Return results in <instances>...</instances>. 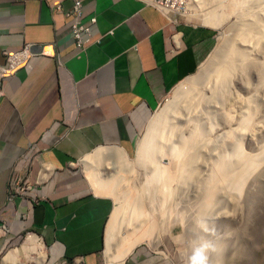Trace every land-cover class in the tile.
<instances>
[{"label":"crops","instance_id":"obj_1","mask_svg":"<svg viewBox=\"0 0 264 264\" xmlns=\"http://www.w3.org/2000/svg\"><path fill=\"white\" fill-rule=\"evenodd\" d=\"M82 2L83 22H97L80 53L71 0H0V64L4 51L33 53L0 95V264H103L114 203L95 192L83 161L102 150L133 157L142 124L217 40L214 28L144 0ZM26 233L45 256L8 259Z\"/></svg>","mask_w":264,"mask_h":264},{"label":"rangeland","instance_id":"obj_2","mask_svg":"<svg viewBox=\"0 0 264 264\" xmlns=\"http://www.w3.org/2000/svg\"><path fill=\"white\" fill-rule=\"evenodd\" d=\"M144 1L153 4V0ZM183 2L182 9L175 15L176 18L179 21L204 25L202 10H209L208 5H203L205 1ZM228 3L230 2L227 1ZM227 4L218 8V11L226 13L227 17L221 26L215 29L217 40L209 56L195 73L180 82L165 97L156 112L148 116L136 135L134 155L126 159L124 167L120 163V167L115 170L111 165L105 170L107 181L116 179L117 182L119 177H122L116 185L129 188L141 202L133 203L132 206L127 203L128 199L125 197L109 196L114 203L109 223L112 218H116L118 210L120 215H117L116 223L122 224L116 227L117 239L115 246L110 250L111 253L107 251L106 246L105 250L109 254H105L103 264H114L112 261L115 255L124 250L127 251L124 264H187L192 242L201 235H207L218 242L219 250L212 256L211 264H264V87L259 88L251 74L239 69L233 76V81L230 80L224 85L225 95H221L214 91V76L207 79L206 74H203L208 66L206 62L218 59L220 48L224 46L230 48L232 40L235 44L234 29L237 26L238 15L237 12L233 13ZM208 58H211L209 62ZM189 83L195 87L190 90L191 94L180 101L177 100L173 107L169 106L173 104L171 101L175 99L174 94L179 87ZM249 98L251 109L248 111L250 113L248 119L242 116L248 109L245 101ZM207 114L210 116L204 121L197 118V115ZM230 120L239 128L234 137L238 136L240 139V149L245 158L247 172L241 180L232 179L230 182L220 184L219 191L206 198L208 177L211 175L214 162L221 154L226 153L228 160L241 159V155H236L233 151L234 142L238 139L234 137L235 140L227 139L222 134ZM195 123L214 125L218 130H215L214 136L222 134L224 138L220 140L218 138L214 143L211 141L200 152L199 158L193 160L194 173L190 177L183 179L178 176V181L171 179L173 193H165V199L160 202L155 199L153 202L149 191L143 188L148 181L149 169L141 164L140 155L154 143L155 147L152 149H158L156 150L158 159L165 158L163 164L167 165L170 158L169 150L174 144H179L181 137L187 135L191 125ZM154 126L155 132L150 134L149 129ZM159 130L161 134L157 140L154 136ZM83 165L91 181L84 161ZM100 165H102L100 168L105 166L104 163ZM168 169L170 172L175 171L171 166ZM162 180L168 182V175L167 179L166 175L162 176ZM29 185L30 181L20 187L26 191L30 189ZM115 191L122 192L118 187ZM203 203H207L208 208L202 206ZM119 207L120 209H117ZM201 220L214 225L215 233H202L198 226ZM154 221H157L156 225ZM27 235L28 233L23 236L19 244H24ZM12 249L14 247L8 246L3 252ZM119 261L118 259L117 262Z\"/></svg>","mask_w":264,"mask_h":264},{"label":"bare ground","instance_id":"obj_3","mask_svg":"<svg viewBox=\"0 0 264 264\" xmlns=\"http://www.w3.org/2000/svg\"><path fill=\"white\" fill-rule=\"evenodd\" d=\"M179 1L183 2V0H179ZM203 1H205L203 5L209 6L208 11H206L205 9L202 10L203 12L202 20L204 22V25L207 27L217 29L221 26L222 22L224 21V18L227 16L226 13L219 12L218 8L223 5H226L227 1L230 2L227 5L230 6L231 11L233 13L237 12L236 15H238L237 26L234 29L235 44L232 40V42H230V48L228 46H224L218 50L219 52L218 59L216 58V55L213 54L216 59H213L210 63L206 62L208 66L206 65L207 67L206 69H204L206 71L203 74H206L207 79L211 78V76H214L215 78L214 91L217 94L225 95L224 94L225 91L223 90L224 85H226V83L232 80L233 76L236 75V72H238L239 69H244L245 72L251 74L254 77V79H256L259 88L264 87V0H203ZM198 4L201 5V2L198 1ZM231 6H233V8H231ZM209 59L211 58H208V62ZM195 83L196 80L194 82V85ZM194 85L189 83V85L180 86L179 89L174 94L175 99L173 100V102L171 101V103L173 104L169 106L173 107L177 103V100L180 101L184 97L186 98L188 95H190L191 91L195 89ZM250 103H251V98L245 101V104L248 107V109L244 111L242 117L246 116L248 119L250 118L249 117L250 113H248V111H250L251 109ZM198 116L200 115H197L198 119L204 121L205 118L209 117L210 115L207 114V116H203V115L200 117ZM191 126L192 127H190L188 132L186 131L187 135H183L181 137L179 144L178 143L174 144L172 148L169 150L170 158L168 160L167 165L163 164V159L165 158L158 159V154H156V150L158 149H152L155 147L154 143H151V145H149V147L145 150L144 154L140 155L141 157L139 160L141 164L146 169H149V173L147 174L148 181L145 183L143 188L145 191H149L151 195V199H153V202L155 199H157L160 202L161 200L166 198L165 193L172 192L171 179H175L178 181L179 180L178 176H181L183 177V179H186L194 173L193 160L199 158L200 152L203 151V149L207 145H209L211 141H213L214 143L218 140V138L219 140L223 139L224 137L222 136V134H224V136L227 139L230 138L232 139L235 136V134L239 131V128H237L236 125L231 122V120L229 121L226 128L223 127L224 128L223 133L218 134L217 136H214L215 130H217L215 129L214 125L207 126V125L195 123L194 125ZM154 128L155 126L149 129L150 134L155 132ZM160 134H161L160 130L158 131V133L156 131L154 138L158 140ZM234 138L238 140H235ZM234 138L232 139L235 140L233 151L236 155H241L240 157L241 159L239 161H232L226 159L228 158L226 156V153L221 154V156L214 162L211 175L208 177L209 186L205 193L206 198L216 194V192L219 191L220 184L230 182L232 179L234 181L241 180L247 172L245 158L241 153V149H240L241 147L240 139L238 138V136ZM107 153L108 152L102 150L100 151V153H96V155L93 156L94 158L93 157L88 158L87 162L85 163L87 173L91 177L95 178L93 182V189L98 194H105L107 196L116 195V197L119 196L125 197L128 199L127 203L129 205L132 204V206L133 203L134 204L140 203L141 199L135 197V195L132 193V191L129 188L123 186L124 188H126L124 190V188L123 187L121 188L120 185L119 186L116 185L117 182L122 179V177L121 178L119 177V180L117 182L115 181L116 179L115 180L109 179L110 181H107L108 177L107 175L105 176L106 173L105 169L100 168V166H102L100 165V163H104L105 168H110L111 165L114 170L115 168L120 167V163L122 164V167H124L126 159H129L127 154L121 150H112L109 151V153L111 154L110 158H106L105 154ZM147 154L150 155L147 156ZM170 166L171 168L175 169L174 172H170V170L168 169ZM164 175H166V179L168 175L169 177L168 182H164L162 180V176ZM117 187L120 188V191L122 192L115 191ZM130 196L132 198H130ZM159 197L162 199H160ZM202 206H207L208 208L209 205L207 203H203ZM117 209H120V207ZM118 214L120 215V212L117 210V213L115 214L116 218ZM116 218H112L106 230V246L108 252H110L113 246H115V241L117 239L115 231H116V227L119 224L116 223ZM154 222L156 225L157 221ZM121 224L122 223H120V225ZM30 241L31 244L28 243L24 244L21 249H15L11 251L8 254V259H14L20 254V252H26L29 254V252L32 251L38 252L40 256H45V251L43 250V244L39 243L37 238L35 237H32ZM108 252H106V254ZM126 253H127L126 250L117 253L112 263L122 264V261L126 256ZM118 259L120 260L119 262H117ZM16 263H18V260H16Z\"/></svg>","mask_w":264,"mask_h":264},{"label":"built area","instance_id":"obj_4","mask_svg":"<svg viewBox=\"0 0 264 264\" xmlns=\"http://www.w3.org/2000/svg\"><path fill=\"white\" fill-rule=\"evenodd\" d=\"M72 8L67 12V17L71 19L70 34L80 53L86 51L91 43L92 29L97 22L95 16L89 18L87 23L83 22V2L82 0H71ZM184 2L179 0H153V5L167 13L177 14L182 9ZM31 45H26L23 49L8 53L4 51L5 62L0 65V94L2 81L13 76L19 69L28 67L33 56Z\"/></svg>","mask_w":264,"mask_h":264},{"label":"clouds","instance_id":"obj_5","mask_svg":"<svg viewBox=\"0 0 264 264\" xmlns=\"http://www.w3.org/2000/svg\"><path fill=\"white\" fill-rule=\"evenodd\" d=\"M161 11H163V10H161ZM163 12H165V11H163ZM165 13H167V12H165ZM168 14L177 15V14H173V13H168ZM4 62H5V60H4ZM3 81H2V83H3ZM1 93H2V84H1ZM19 189L24 190L21 187H19ZM19 189H16V191H18ZM198 226L201 229L202 233L214 234L216 231L215 226L210 225L206 220L199 221ZM2 230H4V229L2 228ZM31 236H33V233H28V235L26 236V239L31 237ZM218 250H219V245H218L217 241L208 238L207 235H201L199 238L193 240V242H192L190 254L187 257V264H211L212 256L215 253H217Z\"/></svg>","mask_w":264,"mask_h":264}]
</instances>
